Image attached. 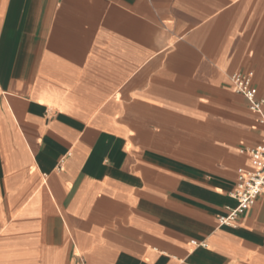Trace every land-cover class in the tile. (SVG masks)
Segmentation results:
<instances>
[{
	"label": "crops",
	"instance_id": "1",
	"mask_svg": "<svg viewBox=\"0 0 264 264\" xmlns=\"http://www.w3.org/2000/svg\"><path fill=\"white\" fill-rule=\"evenodd\" d=\"M264 0H0V264H264Z\"/></svg>",
	"mask_w": 264,
	"mask_h": 264
},
{
	"label": "built area",
	"instance_id": "2",
	"mask_svg": "<svg viewBox=\"0 0 264 264\" xmlns=\"http://www.w3.org/2000/svg\"><path fill=\"white\" fill-rule=\"evenodd\" d=\"M253 72L244 74H232L230 77L234 90L242 94L247 100L248 107L255 112L259 121L264 125V98L257 97L251 88ZM247 153L254 161L252 170H240L237 178L236 189L231 196L237 201L234 208H228V212L218 217L219 225L235 226L237 218L255 202L256 197L264 192V143L247 149ZM75 264H84L76 262Z\"/></svg>",
	"mask_w": 264,
	"mask_h": 264
}]
</instances>
